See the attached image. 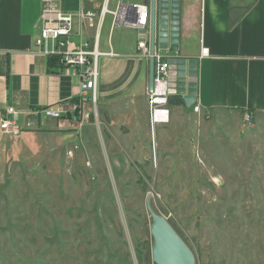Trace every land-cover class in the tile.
Returning a JSON list of instances; mask_svg holds the SVG:
<instances>
[{
    "label": "rangeland",
    "instance_id": "rangeland-1",
    "mask_svg": "<svg viewBox=\"0 0 264 264\" xmlns=\"http://www.w3.org/2000/svg\"><path fill=\"white\" fill-rule=\"evenodd\" d=\"M138 36L117 26L112 40L132 46ZM142 103L129 111L132 126L126 110L115 115L130 129L108 127L99 98L80 133L0 148V264H155L149 195L195 264H264V114L247 124L191 108L179 124L152 128ZM36 125L25 132H42Z\"/></svg>",
    "mask_w": 264,
    "mask_h": 264
},
{
    "label": "crops",
    "instance_id": "crops-1",
    "mask_svg": "<svg viewBox=\"0 0 264 264\" xmlns=\"http://www.w3.org/2000/svg\"><path fill=\"white\" fill-rule=\"evenodd\" d=\"M43 1L0 0V115L7 107L27 113L77 100L79 82L76 71L61 67L51 69L50 58L35 45L40 33ZM54 1L68 13L78 14L82 8L81 0ZM118 1L126 2L116 0L115 5ZM128 2L139 3L135 0ZM147 2L150 0H144ZM102 3L103 0H97L96 5H88V8L99 9ZM180 4L179 50L166 55L198 59L197 103L201 111L212 115L264 114V0H180ZM76 30L80 32V27L77 26ZM114 30L110 27L109 36L102 44L103 26L99 42V50L104 55L100 57L97 99L105 102L101 109L104 123L108 127L118 125L119 129H130L129 125L137 123L136 112H129L137 100L143 101L138 113L141 122L151 125L146 96L149 65L139 55V36L132 46H125L120 41L114 44ZM82 32L93 45L94 31L83 28ZM74 40L80 42L81 39L75 37ZM202 49H208V53L202 54ZM89 104L83 107L82 114L76 118L78 121L75 118L38 121L36 126L42 132L27 131L20 141L31 144L35 135L44 140L67 127L78 130L73 135L80 133L81 127L89 123L92 109L98 110ZM169 109L170 122L160 126L177 125L191 113L185 104H169ZM125 110L129 113V125L124 120L116 123L115 115L122 117ZM21 121L25 122V117H21ZM18 139L6 138L1 147L10 145L13 150Z\"/></svg>",
    "mask_w": 264,
    "mask_h": 264
},
{
    "label": "built area",
    "instance_id": "built-area-1",
    "mask_svg": "<svg viewBox=\"0 0 264 264\" xmlns=\"http://www.w3.org/2000/svg\"><path fill=\"white\" fill-rule=\"evenodd\" d=\"M82 8L78 14L63 11L54 0H44L40 15V33L35 45L48 58L58 59L62 69L75 70L79 82L77 100H68L54 106L36 108L27 113H20L13 107H7L4 114L0 115V147L6 138L16 139L22 136L26 129L36 125L44 119L66 120L69 116H79L83 107L90 102L96 107L97 89L100 78V57L104 54L99 50V42L106 17H112L111 30L117 26L131 28L139 33V55L148 61L151 58L150 36L148 28L151 25L150 3H127L118 1L114 10L110 9V0H103L101 7L94 6L97 0H81ZM80 27V32L76 30ZM94 31L93 45L84 38L82 29ZM171 30H168V42L159 43V32L156 34V50L154 53L155 68L153 89H147V103L152 126L168 124L170 122L169 91L170 59H186L183 57L168 56V52H178L171 49ZM79 37L80 42L74 40ZM166 45V48H163ZM208 49H202V54H207ZM188 60L185 63V75H177L178 79H188ZM177 67H179L177 65ZM177 73L179 70L177 69ZM180 84V83H178ZM183 84V83H182ZM187 84V82L185 83ZM186 93L187 87L185 86ZM183 97L182 95H178ZM192 109L195 113L201 111V106L196 103ZM25 117V122L21 121ZM247 124L252 123L250 113L244 115ZM27 121V122H26ZM26 123V124H25ZM27 126V127H26Z\"/></svg>",
    "mask_w": 264,
    "mask_h": 264
},
{
    "label": "water",
    "instance_id": "water-1",
    "mask_svg": "<svg viewBox=\"0 0 264 264\" xmlns=\"http://www.w3.org/2000/svg\"><path fill=\"white\" fill-rule=\"evenodd\" d=\"M180 0H150V52L149 60V88L153 89L156 50V34L159 32V43H167L168 30H171V49H179ZM169 14H171L169 19ZM166 48V45L163 47ZM186 59H170V95H182L187 109H191L198 100V59L188 60V79H178L177 75H185ZM177 65L179 67H177ZM177 69L179 73H177ZM187 82V84H185ZM180 83V84H178ZM183 83V84H182ZM185 86L187 87V93ZM147 210L152 218L150 228L154 243L152 260L155 264H195V257L174 230L171 224L162 215L157 214L151 205V195L148 196Z\"/></svg>",
    "mask_w": 264,
    "mask_h": 264
},
{
    "label": "trees",
    "instance_id": "trees-1",
    "mask_svg": "<svg viewBox=\"0 0 264 264\" xmlns=\"http://www.w3.org/2000/svg\"><path fill=\"white\" fill-rule=\"evenodd\" d=\"M48 63H49V67L51 69H55V68L60 67V65L58 64V59H56V58H50ZM169 103L172 104V105L184 106L183 98L181 96H178V95L171 96L170 99H169Z\"/></svg>",
    "mask_w": 264,
    "mask_h": 264
}]
</instances>
